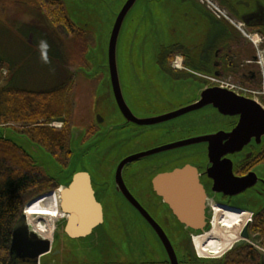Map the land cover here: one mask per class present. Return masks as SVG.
Returning a JSON list of instances; mask_svg holds the SVG:
<instances>
[{
  "label": "water",
  "instance_id": "95a60500",
  "mask_svg": "<svg viewBox=\"0 0 264 264\" xmlns=\"http://www.w3.org/2000/svg\"><path fill=\"white\" fill-rule=\"evenodd\" d=\"M74 1H76V6L82 10L110 17V21L103 24L107 25L109 29L106 63L104 64L106 71H103L104 78L101 81L100 89L96 90L94 101L95 106L103 100L107 104H113V110L106 113L110 114L111 118L97 111L100 108L94 106L95 114H98L97 118L95 117L96 122L99 126L103 121L105 124L83 144L79 143L81 129L72 130L71 156L66 166L57 163L49 152L32 141L26 134L16 132L9 126L0 125V129H7L0 130V140L10 141L21 148L36 165L38 164L35 160L44 161L42 153L38 152L39 149L42 148L47 153L50 159L46 158L47 168L44 172L57 183L58 187L54 192L57 205L63 213L71 215L70 225L73 229H76L77 225L79 231L87 234L103 226L101 202L104 199V192L102 184L107 182L105 180L107 165H102V162L106 153L115 154L120 149L126 152L132 151V145L137 140L136 135L141 134L139 129L142 128L137 127L146 128V125L175 121L172 125L176 129L184 124H189L211 130L207 133L168 142L144 152L129 154L118 163L115 170V190L120 193L122 201L125 204L129 203V208L137 215H141L159 235V240L165 253L168 254L169 261L171 264H176L173 245L167 239L161 226L127 188L122 175L124 164L141 156L163 157L186 151L189 156L184 159L185 162L181 166L155 175L151 179V187H149L161 197L163 203L169 206L179 222L194 231L202 229L199 234L205 233L206 231L203 230V225L206 223L205 209L208 208L212 221L217 201L216 195L219 193L237 199L236 206L241 210L251 211L252 218L260 208L254 210L241 206L243 201L241 194L244 193L248 197L247 190L249 189L252 190L249 194L261 195L263 193L264 163L258 164L242 176L236 175L235 169L249 160L248 158L252 155L250 148H254L257 155L264 146V104L257 96L239 93L220 85L199 89L192 96L195 97V100L168 112L153 114L150 117L140 114L129 105L125 96L127 89L131 93L151 94L158 87L169 86L179 89L186 84L168 79L160 73L155 65V48L161 42L164 30L168 31L165 25L161 24L164 19L158 9L157 1L88 0L89 9L79 6L82 0ZM82 25L86 28L88 23L82 22ZM175 38L176 35L172 33L165 37L167 41H175ZM122 39L127 45L122 49V57H125L126 61L131 64L136 62L140 68L142 84L136 88L126 87L124 75L120 72L118 60L121 55L118 54V46ZM101 67L103 66L101 65ZM98 69L97 66L95 70L98 71ZM87 74L90 76L91 72ZM145 81L146 88H141ZM159 107L161 106H157V108ZM183 119L189 120L184 122ZM127 122L131 125L125 127ZM232 122L234 124L230 126ZM197 149L204 151L202 156L195 152ZM92 159L93 163H90ZM198 166H202L204 174L210 180L206 187L200 179ZM94 185L97 186V189H94ZM78 193L82 200L80 203L74 202V197ZM47 195H40L32 200H39ZM45 202L46 200L43 206H45ZM79 207L82 208L80 211ZM82 210L85 214L88 212L87 216L80 215ZM250 221L243 226L239 240L234 242L230 249L248 243ZM211 225L209 230L212 228ZM26 227L25 215L22 213L12 229L10 253L20 252L30 246L26 242V237L29 235ZM199 234H192L191 240V248L197 255L194 237ZM255 248L264 263V250L257 246ZM48 250L49 241L41 238L33 244V251L28 255L39 257ZM223 257L224 255L218 258L200 257V259L212 260L208 264H215L218 261L220 263Z\"/></svg>",
  "mask_w": 264,
  "mask_h": 264
},
{
  "label": "flooded vegetation",
  "instance_id": "af4514ba",
  "mask_svg": "<svg viewBox=\"0 0 264 264\" xmlns=\"http://www.w3.org/2000/svg\"><path fill=\"white\" fill-rule=\"evenodd\" d=\"M156 1L164 19H160L161 24L168 31L164 30L162 40L155 48V65L168 79L186 84L179 89L158 87L151 94L131 93L127 89L125 96L132 109L146 117L165 113L195 100L192 96L203 87H228L224 80L250 88L259 86V70L254 62L257 50L264 49V0ZM169 33L176 35L175 41L165 39ZM252 38L255 42H261L257 48ZM93 117L92 124L85 123L81 127L80 144L100 129ZM183 120L188 122L189 119ZM173 122L137 127L142 128L139 129L141 134L136 135L132 151L120 149L115 154L106 153L102 162V165H107V182L102 184V228L84 234L77 225L76 229L71 227V215L63 213L56 200L49 204L47 202L48 206H43L44 201L40 199L31 200L24 208L26 228L29 231L26 242L30 246L20 252L9 251L8 264H171L159 235L141 215L129 208V203L122 201L120 193L115 190L114 174L118 163L129 154L211 131L189 124L176 129ZM233 124L230 123V126ZM125 125L128 127L131 124L127 122ZM195 152L199 156L204 153L201 149ZM250 152L252 155L249 160L235 169L236 175H245L258 165L241 173V167L260 154L256 155L254 148H250ZM188 156L186 151L163 157L141 156L125 163L122 175L127 188L161 226L173 245L176 264H208L212 260L200 259L208 252L207 249L202 251L196 242L214 232L212 228L209 230L212 221L208 208L205 209L206 223L203 225L206 232L199 234L202 229L194 231L181 224L169 206L149 188L155 175L181 166ZM198 168L200 179L206 187L210 180L202 166ZM94 189H97L96 185ZM216 196L214 214L218 208L248 212L239 209L236 206L237 199L232 196L223 193ZM31 214L39 218L29 222L28 216ZM80 215L87 216V213L80 212ZM34 234L38 238L33 237ZM192 234H199L194 237L199 256L191 248ZM41 238L49 241V250L39 257H31L28 254L33 251V244Z\"/></svg>",
  "mask_w": 264,
  "mask_h": 264
},
{
  "label": "rangeland",
  "instance_id": "374dc122",
  "mask_svg": "<svg viewBox=\"0 0 264 264\" xmlns=\"http://www.w3.org/2000/svg\"><path fill=\"white\" fill-rule=\"evenodd\" d=\"M62 1L68 17L79 28L87 31L88 42L85 55L71 39L64 36L66 32L64 29L56 30L53 27L44 12L38 9L35 0H0V68L3 67L4 74L1 76L0 89L12 87L29 91H48L68 83L71 86L67 99L71 113L70 123L73 129L80 130L85 123L92 124L93 116L96 118L98 116L94 111V90L100 89L104 78L103 71H106L104 64L106 63L109 29L103 24L109 22L110 17L82 10L76 6L74 0ZM79 6L89 9V1L82 0ZM82 22L88 23L86 28ZM41 41H46L49 45L46 50L40 47ZM124 46L127 45L122 39L118 46V54L121 55L118 60L120 72L124 75L126 87L136 88L142 84L140 68L136 62L131 64L126 61L125 57H122ZM45 53L48 56L47 62L43 59ZM97 66L98 71L95 70ZM89 72H91L90 76L86 75ZM141 88H146V81ZM95 107L100 108L97 111L106 114L113 110L114 105L107 104L103 100ZM109 115L107 117L111 118ZM104 124L105 121L100 127L103 128ZM0 130L7 129L1 128ZM38 152L42 153L44 161H35L45 170L47 168L46 158L50 159V157L42 148ZM90 163H93V159ZM251 192V189L247 190L248 197L244 193L241 194L243 200L241 206L258 210L264 204V190L261 195L249 194ZM40 200H46V206L47 202L49 204L56 200V196L50 194ZM219 210L218 208L217 212ZM235 214L239 215V222L229 233L238 235L244 224L248 222L249 214ZM213 219L214 215L212 223ZM225 223L227 226L230 224L228 221ZM249 234L248 241L251 244L260 245L257 233L249 231ZM230 251L231 249L225 253L228 254Z\"/></svg>",
  "mask_w": 264,
  "mask_h": 264
},
{
  "label": "trees",
  "instance_id": "16d2710c",
  "mask_svg": "<svg viewBox=\"0 0 264 264\" xmlns=\"http://www.w3.org/2000/svg\"><path fill=\"white\" fill-rule=\"evenodd\" d=\"M56 30L64 29V36L71 39L82 54L87 51V31L79 28L67 15L62 0H35ZM71 86L66 83L48 91H29L21 88L0 89V125L9 126L26 134L38 143L62 166L71 156L70 137L72 124L67 105ZM60 129L48 122L61 119ZM45 122L38 124L37 120ZM264 163V146L259 155L241 167L247 172ZM57 183L19 147L7 140H0V264H8L9 245L13 226L24 205L32 198L56 189ZM251 233H257L264 248V205L253 215L249 225ZM231 255V256H230ZM221 264H264L257 249L250 243L238 246L225 254Z\"/></svg>",
  "mask_w": 264,
  "mask_h": 264
},
{
  "label": "bare ground",
  "instance_id": "6f19581e",
  "mask_svg": "<svg viewBox=\"0 0 264 264\" xmlns=\"http://www.w3.org/2000/svg\"><path fill=\"white\" fill-rule=\"evenodd\" d=\"M74 199H75L74 202L80 203V201H82L81 197H80V193H78L74 197ZM81 209L82 208L79 207V211ZM219 209H220L219 212L216 211L214 214L213 225H212V230L214 232H212L205 239H200V240L196 241L198 244H200L198 247H200L201 250L207 249L208 252L205 255H203L206 258H218V257L222 256L226 251L230 250V248L234 242L239 240L241 230L239 231L238 235H233V234L229 233V231L233 227L235 229L236 225L239 222V215H237L235 213H244V214L247 213V214H249L248 222L251 219V213H248V212H242L240 210H227L226 208H219ZM81 212H83V210ZM87 214H88V212H87ZM28 218H29V222H32V221H35L36 219H38L39 216L31 214L28 216ZM47 218H50V217L47 216ZM49 221H50V219H49ZM227 221H228V223H230L228 226L225 223ZM33 237L38 238L37 234H34ZM219 254H221V255H219Z\"/></svg>",
  "mask_w": 264,
  "mask_h": 264
},
{
  "label": "built area",
  "instance_id": "2783aa9c",
  "mask_svg": "<svg viewBox=\"0 0 264 264\" xmlns=\"http://www.w3.org/2000/svg\"><path fill=\"white\" fill-rule=\"evenodd\" d=\"M253 39V38H252ZM254 43H256L254 40ZM255 63L259 66V70H260V76H261V80H260V85L258 88H249L246 86H243L241 83H234V82H230L229 80H224V83L226 85H228L229 87L238 90V91H242L245 93H251L253 95L259 96L263 101H264V56H263V49H258L257 50V59L255 61ZM51 125L53 126H60V123H51Z\"/></svg>",
  "mask_w": 264,
  "mask_h": 264
},
{
  "label": "clouds",
  "instance_id": "9594fccd",
  "mask_svg": "<svg viewBox=\"0 0 264 264\" xmlns=\"http://www.w3.org/2000/svg\"><path fill=\"white\" fill-rule=\"evenodd\" d=\"M40 47H41L42 49H45V50H46V49L49 47V45L47 44L46 41H41V45H40ZM43 59H44L45 62L48 61V56H47L46 53H45V55L43 56Z\"/></svg>",
  "mask_w": 264,
  "mask_h": 264
},
{
  "label": "crops",
  "instance_id": "0c3cea01",
  "mask_svg": "<svg viewBox=\"0 0 264 264\" xmlns=\"http://www.w3.org/2000/svg\"><path fill=\"white\" fill-rule=\"evenodd\" d=\"M2 70H3V67L1 66V68H0V84L2 83V77L1 76L4 75Z\"/></svg>",
  "mask_w": 264,
  "mask_h": 264
}]
</instances>
